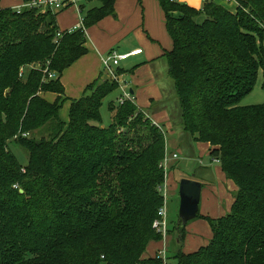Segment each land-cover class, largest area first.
<instances>
[{
	"label": "trees",
	"instance_id": "trees-1",
	"mask_svg": "<svg viewBox=\"0 0 264 264\" xmlns=\"http://www.w3.org/2000/svg\"><path fill=\"white\" fill-rule=\"evenodd\" d=\"M95 1L59 37L61 10L0 5V264H264V102L239 104L259 71L264 85V0H233V12L213 0L200 9L158 0L182 129L210 145L237 189L225 215L203 217L206 245L183 252L186 225L176 220L167 235L177 250L147 258L148 244L163 238L152 228L163 202V132L130 99L110 102L111 123L100 126L102 101L119 87L96 85L101 75L70 99L67 122L59 116L60 75L87 52L85 29L115 14V0Z\"/></svg>",
	"mask_w": 264,
	"mask_h": 264
},
{
	"label": "crops",
	"instance_id": "crops-1",
	"mask_svg": "<svg viewBox=\"0 0 264 264\" xmlns=\"http://www.w3.org/2000/svg\"><path fill=\"white\" fill-rule=\"evenodd\" d=\"M12 1L14 2L12 8L22 5L20 0ZM176 1L200 9L205 0ZM213 1L222 4L232 12L235 11L236 3L233 0ZM97 5L99 3L95 1L93 6ZM70 6L59 11L56 15V23L60 31L78 28L81 25L83 12L89 8V6H85V1H78L73 8ZM114 11L115 14L107 15L85 29L87 52L61 73L60 80L64 86L66 99L59 111V116L64 122L68 121L70 99L79 98L87 84L103 73L100 65L101 59L110 50L125 53L141 48L140 54L128 58L130 62L128 65L120 64V68L124 71L117 77L119 88L121 91L122 89L126 90L132 95L133 102L139 109L148 112L147 117L152 122L165 124V128L169 129V126H172L173 109H176L177 114H180V109L174 82L168 76L167 62L162 56L163 51L169 50L172 44L165 29L164 14L159 2L158 0H115ZM59 14L63 16L59 18ZM202 19V16L199 17V21ZM165 33L167 42L163 41ZM134 62L135 64L130 66ZM44 97L52 102L55 95L46 93ZM177 117L180 119V116ZM179 127L183 130L181 123H179ZM172 131L181 134L180 131L176 130H170L169 133ZM183 134L184 131H182V136ZM197 143L204 145V150L209 154L210 145L208 143ZM169 148L168 146V150ZM181 160L176 168L191 171L194 177L197 174L202 183L200 201L203 198V189L208 185V191L205 195L206 208L200 214L202 217L196 220L195 224L185 226L186 234L181 249L188 253L208 243L212 237V232L208 222L203 217L218 218L225 215L234 201L233 194L237 187L232 180L225 177L219 163L212 171L207 166L201 167L193 163L191 165L190 159L182 157ZM212 180L214 182L211 185ZM167 184L168 194L170 191L175 192L178 188L172 176L168 178ZM172 236L169 234L160 241H151L143 257L153 256L156 252L168 254V248L171 246L174 237Z\"/></svg>",
	"mask_w": 264,
	"mask_h": 264
},
{
	"label": "rangeland",
	"instance_id": "rangeland-1",
	"mask_svg": "<svg viewBox=\"0 0 264 264\" xmlns=\"http://www.w3.org/2000/svg\"><path fill=\"white\" fill-rule=\"evenodd\" d=\"M77 4V3H76ZM76 4L71 5L70 7H75ZM0 5L1 7H13L14 2L12 0H1L0 1ZM95 5V0H87L85 1V6H93ZM62 14V13H61ZM59 14V18L63 15ZM169 40V39H168ZM164 42H167V35L165 33L164 35ZM169 44H170V40H169ZM121 65H128L129 59L127 61L121 62ZM135 64L132 63L130 66H133ZM101 65V64H100ZM29 68H26L24 70V74H26V70H28ZM102 69V68H101ZM25 76V75H24ZM114 77L107 73V72H103L97 82L96 85H98L101 82H104L105 80L111 81L114 80ZM94 88V87H93ZM90 92V91H89ZM88 92V93H89ZM122 95V91L120 90L119 87L113 89L102 101V105L100 107V115H101V121L99 123V125L102 127H107L112 120V112L109 109V103L112 102L114 105H117L118 102V98L119 96ZM55 99V98H54ZM48 100V99H47ZM54 101V100H53ZM264 102V85H263V77L261 72L259 71L257 79H256V83L253 87V89L251 90V92H249L247 95L244 96V98L239 102L240 105H254V104H260ZM142 110V109H141ZM143 111V110H142ZM143 113L147 116L148 112L143 111ZM179 116V114H177L176 109H173L172 111V116H171V123L172 126H169V129L165 128V124H161V123H154L153 124L159 126V128L161 129V131L163 132V137H164V142H165V149H164V157L168 156L170 158V156L173 153L177 154V158H171L169 159L168 163H167V169L163 168V172H164V179L163 182L165 181V176H166V180H168V178L170 176H172L177 185L178 182L181 178H193V179H198V175L196 174V176L194 177L193 172L191 171H185V169H177V164L178 162L181 160V158H187L190 159L191 162L190 164H197L198 166L204 167L207 166L208 169L210 170H215V166H217V164L219 163L217 160H213L210 158V156L208 155V152H206L204 150V145H202L201 143H197L195 141H193L185 132L182 136V131L181 128L179 127V123H180V119L177 117ZM178 118V119H177ZM170 130H176V131H180L181 134H177L176 132L173 133V131L171 133H169ZM14 153L18 156V158L22 161V162H26L27 160V153L24 152L20 147L18 146H12ZM168 146L170 147L168 150ZM163 157V158H164ZM179 159V160H178ZM182 161V160H181ZM180 161V162H181ZM194 168V167H193ZM172 174H171V173ZM213 173V172H212ZM167 174V175H166ZM171 174V175H170ZM209 175V174H208ZM213 180L211 182V185L213 184ZM208 185L205 186V188L203 189L204 194H203V198L200 201L199 204V214H202L206 208L205 204V195L206 192L208 191ZM166 189V183L163 184V190ZM168 198V202H167V214H168V229H172V226L175 224L177 218H178V207H179V195H178V188L175 190V192H171L169 193V195L167 196ZM200 217H196L190 221H188L186 223L187 224H195V222H197L196 220H199ZM186 229V228H185ZM169 235V234H168ZM170 235L174 236L173 232L170 233ZM172 236V237H173ZM204 237V236H202ZM174 237L173 240L171 242V246H169L168 248V254H172L173 252H175L178 248V244H176L174 242ZM170 263L173 262L172 258L168 260Z\"/></svg>",
	"mask_w": 264,
	"mask_h": 264
},
{
	"label": "built area",
	"instance_id": "built-area-1",
	"mask_svg": "<svg viewBox=\"0 0 264 264\" xmlns=\"http://www.w3.org/2000/svg\"><path fill=\"white\" fill-rule=\"evenodd\" d=\"M78 1H84V0H32L28 2L27 4H22L21 6H18L16 8H20L22 6H27V7H36V8H45V9H50L53 11H58V10H63L67 8L70 5L76 4ZM61 32L57 33V36L59 37L61 35ZM142 51L141 48H136L133 50H130L125 53H119L115 50H110L107 55L101 59V68L103 72H107L111 74L114 78V80H117L118 75H116L115 70L120 67L121 62L124 60L128 59L129 57L135 56L137 54H140ZM47 69L44 71L46 72ZM20 76L23 75V69L20 71ZM48 78H55L56 74L55 73H49ZM118 81V80H117ZM130 99L132 100V95L122 89V95L119 96L117 102L118 104H121L124 100ZM171 158H177V154L173 153L170 158L168 156H165L161 162V166L164 169H167V163L169 159ZM167 175V174H166ZM166 183V189L163 190V186L160 188L163 196V202L162 206L159 208L157 212V217L154 219L152 223V228L160 233L163 238L167 235V229H168V214H167V202H168V184L165 176V181L163 184ZM162 255H165V252H162Z\"/></svg>",
	"mask_w": 264,
	"mask_h": 264
},
{
	"label": "water",
	"instance_id": "water-1",
	"mask_svg": "<svg viewBox=\"0 0 264 264\" xmlns=\"http://www.w3.org/2000/svg\"><path fill=\"white\" fill-rule=\"evenodd\" d=\"M202 184L193 178H181L178 182V219L177 223L185 226L186 223L197 217ZM23 192L22 189L19 190Z\"/></svg>",
	"mask_w": 264,
	"mask_h": 264
}]
</instances>
